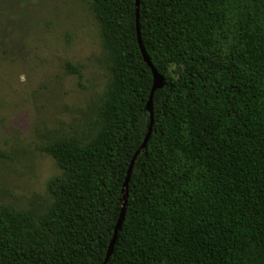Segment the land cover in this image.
<instances>
[{"label":"trees","instance_id":"1","mask_svg":"<svg viewBox=\"0 0 264 264\" xmlns=\"http://www.w3.org/2000/svg\"><path fill=\"white\" fill-rule=\"evenodd\" d=\"M89 10L108 82L87 138L39 147L59 170L47 208L0 205V264H102L122 206L105 264H264V0H89ZM136 13L162 79L151 124Z\"/></svg>","mask_w":264,"mask_h":264},{"label":"rangeland","instance_id":"2","mask_svg":"<svg viewBox=\"0 0 264 264\" xmlns=\"http://www.w3.org/2000/svg\"><path fill=\"white\" fill-rule=\"evenodd\" d=\"M108 79L89 0H0V205L47 208L39 147L87 138Z\"/></svg>","mask_w":264,"mask_h":264},{"label":"water","instance_id":"3","mask_svg":"<svg viewBox=\"0 0 264 264\" xmlns=\"http://www.w3.org/2000/svg\"><path fill=\"white\" fill-rule=\"evenodd\" d=\"M137 4H138V0H135V7H137ZM135 33H136V40H137L138 48H139L140 54L142 56V60L145 62V64L150 69L151 77H152V85H151V89H150V95H149L148 100H147V102L145 104V109L149 113V121H150L149 124H151V120H152V117H151V101H150L151 100V94H152V92L154 90L161 88L162 79L155 72V70L151 67V65L148 62V59H147V57H146V55L144 53V50L142 49V46L140 44L138 26H137V13L135 14ZM149 132H150V127H148L147 133L145 134L140 146L137 148V150L133 153V155L131 157L130 163H129V165L127 167V170H126V175H125V178H124V182H123V186L124 187L126 186V183H127V180H128V176H129L130 171H131L132 163H133L135 157L138 155V153L144 148V146L146 144V141H147V138H148V135H149ZM125 194H126V192L124 193V196H125ZM123 211H124V209H123V206H122L121 211H120V213L118 215L116 224H115V226L113 228V234H112V237H111V239H110V241L108 243V246H107V249H106V253H105V257H104V260H103L102 264H105V262L107 261V258L112 253V248H113L116 232L120 228L121 220H122V217H123Z\"/></svg>","mask_w":264,"mask_h":264}]
</instances>
